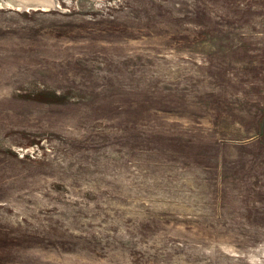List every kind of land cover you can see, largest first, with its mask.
Listing matches in <instances>:
<instances>
[{
  "label": "rangeland",
  "instance_id": "rangeland-1",
  "mask_svg": "<svg viewBox=\"0 0 264 264\" xmlns=\"http://www.w3.org/2000/svg\"><path fill=\"white\" fill-rule=\"evenodd\" d=\"M0 264H264V0H0Z\"/></svg>",
  "mask_w": 264,
  "mask_h": 264
}]
</instances>
